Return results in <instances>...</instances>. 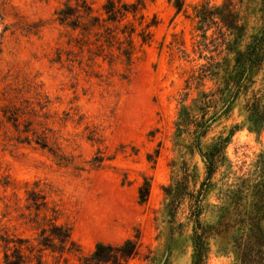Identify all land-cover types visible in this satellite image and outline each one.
Segmentation results:
<instances>
[{
  "label": "rangeland",
  "instance_id": "1",
  "mask_svg": "<svg viewBox=\"0 0 264 264\" xmlns=\"http://www.w3.org/2000/svg\"><path fill=\"white\" fill-rule=\"evenodd\" d=\"M200 1L175 13L169 0H0V264H81L98 243L107 260V246L127 238L138 240L137 256L117 264H190V230L173 233L162 188L189 157L173 134L179 101L192 106L197 94L185 79L204 62L189 16ZM232 4L249 33L263 25L260 0ZM263 78L253 87L264 96ZM239 102L203 149L243 122ZM263 151L264 130L235 131L204 222L226 182L259 180ZM193 161L202 167L198 152ZM245 249L221 254L211 239L206 264H264Z\"/></svg>",
  "mask_w": 264,
  "mask_h": 264
},
{
  "label": "trees",
  "instance_id": "2",
  "mask_svg": "<svg viewBox=\"0 0 264 264\" xmlns=\"http://www.w3.org/2000/svg\"><path fill=\"white\" fill-rule=\"evenodd\" d=\"M169 1L175 13L186 11L183 0ZM232 3L233 0L219 4L202 0L191 5L189 14L202 38L198 59L204 62L192 69L185 79L184 88L189 90L194 86L197 94L192 98V106L185 104V98L179 101L174 122L173 138L177 141L174 144L183 147L189 157L178 162L171 181L162 189L163 213L173 233L179 237L183 228L190 230V264H206L211 239L216 241L218 253L232 252L238 258L243 246L254 251L259 259L264 258V151L259 155L260 164L256 165L262 169L259 180L251 181L241 175L235 176L233 182H226L218 193L219 204L213 206L214 221L202 220L210 206L208 195L215 189L216 172L224 167L227 174L231 167L226 148L235 131L246 126L249 132L259 136L264 130L263 87L260 84L253 87L260 73L264 74V23L249 33ZM260 4L264 19V0H260ZM198 44L200 46L199 41ZM203 51L208 55L202 54ZM205 80L213 81L214 88H204ZM184 93L188 95L187 91ZM237 102L243 122L231 125L226 134L221 132L212 137V142L203 149L202 141L213 124L230 119ZM195 152L201 157V168L193 161ZM147 195L145 182L138 188L139 201L145 202ZM102 248L103 244L98 243L80 263L109 261V264H117L119 258L125 261L135 258L138 240L127 238L118 245L107 246L110 251L107 260L103 258Z\"/></svg>",
  "mask_w": 264,
  "mask_h": 264
}]
</instances>
